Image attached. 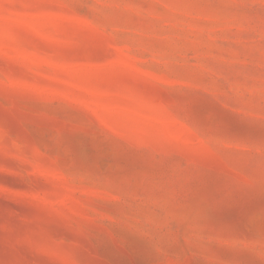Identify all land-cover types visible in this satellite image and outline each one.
<instances>
[{"label":"rangeland","instance_id":"374dc122","mask_svg":"<svg viewBox=\"0 0 264 264\" xmlns=\"http://www.w3.org/2000/svg\"><path fill=\"white\" fill-rule=\"evenodd\" d=\"M0 264H264V0H0Z\"/></svg>","mask_w":264,"mask_h":264}]
</instances>
